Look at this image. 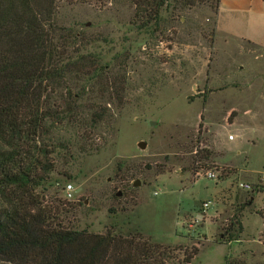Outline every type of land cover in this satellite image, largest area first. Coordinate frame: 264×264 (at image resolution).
<instances>
[{
    "label": "rangeland",
    "instance_id": "1",
    "mask_svg": "<svg viewBox=\"0 0 264 264\" xmlns=\"http://www.w3.org/2000/svg\"><path fill=\"white\" fill-rule=\"evenodd\" d=\"M213 3L163 8L158 28L142 29L132 24L130 0L60 3L69 53L95 56L98 68L74 81L88 137H79L82 128H52L69 147L54 153V170L36 189L65 226L195 244L188 264H225L226 255L264 264V44L242 38L245 19H226L216 35ZM258 22L252 32L264 37ZM95 111L104 117L91 127ZM243 204L239 239L220 243Z\"/></svg>",
    "mask_w": 264,
    "mask_h": 264
},
{
    "label": "trees",
    "instance_id": "2",
    "mask_svg": "<svg viewBox=\"0 0 264 264\" xmlns=\"http://www.w3.org/2000/svg\"><path fill=\"white\" fill-rule=\"evenodd\" d=\"M110 1L0 0V194L7 202L0 207V260L9 264H188L199 253L195 244H163L138 231L70 228L58 217V208L43 204L36 193L54 170V153L69 147V139L53 137L52 128H82L79 137H88V121L78 102L83 93L75 90V82L98 75L95 56L69 53L66 36L71 34L59 33L65 28L57 25L58 7L66 2L101 8ZM209 1L130 0L132 24L158 28L163 8H191ZM210 5L217 14L219 0ZM103 117L92 112L91 127ZM208 152L202 158L208 159ZM244 206L237 209L220 243L239 239ZM225 264L247 262L226 255Z\"/></svg>",
    "mask_w": 264,
    "mask_h": 264
},
{
    "label": "crops",
    "instance_id": "3",
    "mask_svg": "<svg viewBox=\"0 0 264 264\" xmlns=\"http://www.w3.org/2000/svg\"><path fill=\"white\" fill-rule=\"evenodd\" d=\"M226 19H245L246 26L239 30L242 38L253 45L264 44V37H255L251 29V21L255 19L259 20V26L261 25L264 29V0H219L216 35L222 27L226 26ZM262 32L264 33V30Z\"/></svg>",
    "mask_w": 264,
    "mask_h": 264
},
{
    "label": "built area",
    "instance_id": "4",
    "mask_svg": "<svg viewBox=\"0 0 264 264\" xmlns=\"http://www.w3.org/2000/svg\"><path fill=\"white\" fill-rule=\"evenodd\" d=\"M229 138H232V136H230ZM206 174H207L208 178L215 179L217 177V171L209 170V171L206 172ZM240 186L241 187L246 186V187L249 188L248 185H244L243 183H240ZM72 189L73 188H72L71 184H67L64 187V192L66 194L65 196H66L67 200H71V198H72ZM207 207H208V202L207 201L203 202L202 205H201V208H200V212H198L197 217H196L198 220L201 219L204 216V212L207 210Z\"/></svg>",
    "mask_w": 264,
    "mask_h": 264
},
{
    "label": "water",
    "instance_id": "5",
    "mask_svg": "<svg viewBox=\"0 0 264 264\" xmlns=\"http://www.w3.org/2000/svg\"><path fill=\"white\" fill-rule=\"evenodd\" d=\"M144 146H145V142L144 141H140L139 142V147H144ZM134 185H138V181H135Z\"/></svg>",
    "mask_w": 264,
    "mask_h": 264
}]
</instances>
